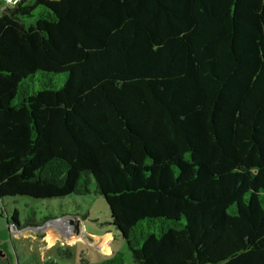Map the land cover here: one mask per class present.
Wrapping results in <instances>:
<instances>
[{
	"label": "trees",
	"instance_id": "1",
	"mask_svg": "<svg viewBox=\"0 0 264 264\" xmlns=\"http://www.w3.org/2000/svg\"><path fill=\"white\" fill-rule=\"evenodd\" d=\"M9 10L1 202L95 193L133 264H264V0ZM6 220L22 225L15 209Z\"/></svg>",
	"mask_w": 264,
	"mask_h": 264
},
{
	"label": "rangeland",
	"instance_id": "2",
	"mask_svg": "<svg viewBox=\"0 0 264 264\" xmlns=\"http://www.w3.org/2000/svg\"><path fill=\"white\" fill-rule=\"evenodd\" d=\"M9 4L12 3L0 0V9ZM90 187L94 188L93 183ZM13 209L21 226L6 220ZM30 211L34 221L26 224ZM109 220L103 197L95 193L50 199L4 198L0 200V264H40L46 259L79 264L83 258L88 264H96L117 249L124 253L123 264H133L130 252ZM106 243L108 253L107 248L103 250ZM67 248L69 256L60 254Z\"/></svg>",
	"mask_w": 264,
	"mask_h": 264
},
{
	"label": "water",
	"instance_id": "3",
	"mask_svg": "<svg viewBox=\"0 0 264 264\" xmlns=\"http://www.w3.org/2000/svg\"><path fill=\"white\" fill-rule=\"evenodd\" d=\"M0 11L4 12V13H7V14H11L10 10H9V6L5 5L3 6Z\"/></svg>",
	"mask_w": 264,
	"mask_h": 264
},
{
	"label": "crops",
	"instance_id": "4",
	"mask_svg": "<svg viewBox=\"0 0 264 264\" xmlns=\"http://www.w3.org/2000/svg\"><path fill=\"white\" fill-rule=\"evenodd\" d=\"M121 243H123V242H121ZM106 248H107V252L106 253H108L109 252V248L107 246V243L103 245V250H106ZM118 250L119 249H117L116 251H118Z\"/></svg>",
	"mask_w": 264,
	"mask_h": 264
},
{
	"label": "built area",
	"instance_id": "5",
	"mask_svg": "<svg viewBox=\"0 0 264 264\" xmlns=\"http://www.w3.org/2000/svg\"><path fill=\"white\" fill-rule=\"evenodd\" d=\"M16 0H6V2H10V3H14ZM67 232H64V234H66Z\"/></svg>",
	"mask_w": 264,
	"mask_h": 264
}]
</instances>
